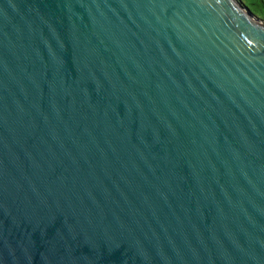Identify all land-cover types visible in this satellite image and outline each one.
<instances>
[{
    "label": "water",
    "instance_id": "95a60500",
    "mask_svg": "<svg viewBox=\"0 0 264 264\" xmlns=\"http://www.w3.org/2000/svg\"><path fill=\"white\" fill-rule=\"evenodd\" d=\"M251 9L0 0V264H264Z\"/></svg>",
    "mask_w": 264,
    "mask_h": 264
},
{
    "label": "crops",
    "instance_id": "0c3cea01",
    "mask_svg": "<svg viewBox=\"0 0 264 264\" xmlns=\"http://www.w3.org/2000/svg\"><path fill=\"white\" fill-rule=\"evenodd\" d=\"M250 1H251V4L256 8V12H259L261 15H263L264 8H261L260 1L264 3V0H250ZM257 2L259 5H257Z\"/></svg>",
    "mask_w": 264,
    "mask_h": 264
},
{
    "label": "rangeland",
    "instance_id": "374dc122",
    "mask_svg": "<svg viewBox=\"0 0 264 264\" xmlns=\"http://www.w3.org/2000/svg\"><path fill=\"white\" fill-rule=\"evenodd\" d=\"M245 2L246 5H249L256 14L257 16H259L260 18L264 19V15H261L259 12H256V8L251 4L250 0H243Z\"/></svg>",
    "mask_w": 264,
    "mask_h": 264
},
{
    "label": "trees",
    "instance_id": "16d2710c",
    "mask_svg": "<svg viewBox=\"0 0 264 264\" xmlns=\"http://www.w3.org/2000/svg\"><path fill=\"white\" fill-rule=\"evenodd\" d=\"M260 2H261L260 3L261 8H264V3L262 1H260ZM257 5H259L258 2H257ZM263 15H264V12H263Z\"/></svg>",
    "mask_w": 264,
    "mask_h": 264
}]
</instances>
